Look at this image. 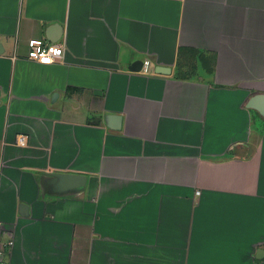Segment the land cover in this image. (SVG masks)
<instances>
[{"label":"crops","instance_id":"obj_1","mask_svg":"<svg viewBox=\"0 0 264 264\" xmlns=\"http://www.w3.org/2000/svg\"><path fill=\"white\" fill-rule=\"evenodd\" d=\"M0 44L8 264H264V0H0Z\"/></svg>","mask_w":264,"mask_h":264},{"label":"built area","instance_id":"obj_2","mask_svg":"<svg viewBox=\"0 0 264 264\" xmlns=\"http://www.w3.org/2000/svg\"><path fill=\"white\" fill-rule=\"evenodd\" d=\"M63 58V49L60 43L47 42L40 38H31L27 41V59L41 65H50L60 61ZM46 59H50L51 63L43 62ZM142 72L144 74H150V62L145 60L142 66ZM26 137L19 135L16 137V143L20 146L25 144ZM3 223L0 221V264H8L7 257L13 246V240L10 236H7L5 240L3 236Z\"/></svg>","mask_w":264,"mask_h":264},{"label":"water","instance_id":"obj_3","mask_svg":"<svg viewBox=\"0 0 264 264\" xmlns=\"http://www.w3.org/2000/svg\"><path fill=\"white\" fill-rule=\"evenodd\" d=\"M49 39V38H48ZM50 42H53L52 39H49ZM0 53H2V47L0 44ZM155 73H165L166 68L158 66L154 69ZM247 108L256 110L261 116H264V93L253 95L247 105ZM50 181L49 183L53 184V187L58 191H67L75 190L80 191L85 185L86 177L80 174L74 173H49ZM21 210L27 212V206L21 205ZM261 250V249H260Z\"/></svg>","mask_w":264,"mask_h":264},{"label":"clouds","instance_id":"obj_4","mask_svg":"<svg viewBox=\"0 0 264 264\" xmlns=\"http://www.w3.org/2000/svg\"><path fill=\"white\" fill-rule=\"evenodd\" d=\"M43 62H45V63H51L52 61L50 59H46Z\"/></svg>","mask_w":264,"mask_h":264}]
</instances>
